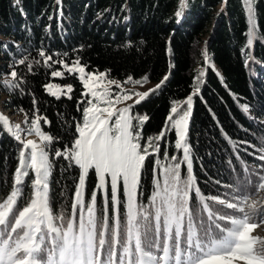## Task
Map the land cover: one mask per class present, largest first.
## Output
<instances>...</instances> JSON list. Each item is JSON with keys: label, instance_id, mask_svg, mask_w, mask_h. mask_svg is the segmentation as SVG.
<instances>
[{"label": "trees", "instance_id": "16d2710c", "mask_svg": "<svg viewBox=\"0 0 264 264\" xmlns=\"http://www.w3.org/2000/svg\"><path fill=\"white\" fill-rule=\"evenodd\" d=\"M179 9V0H0V95L7 110L23 113L28 120L39 118L42 131L53 137L48 151L54 167H50L47 195L55 226L65 228L71 220L79 170L70 168L63 157L55 159L54 152L74 143V133L78 138L76 125L82 122L87 104L81 82L57 63L61 60L69 65L78 60L88 73L105 72L109 80L118 82L147 75L149 83H160L168 75L161 89L133 108L148 117L141 132V145H147L149 155L140 176L138 212L151 210L154 177L170 162L181 165L180 181H188L183 149L175 148V132L167 130L166 118L172 106L192 94L196 64L204 75L193 96L185 141L193 177L189 208L203 207L197 187L204 197L219 196L235 203L227 194L236 187L249 188V172L259 182L264 170L258 167L264 165L259 159L264 156V0L255 1L257 37L252 47L246 46L248 26L242 0H187L183 18L175 15ZM41 50L53 57L47 65L45 57L39 56ZM21 58L24 64L19 63ZM14 70L15 78L10 75ZM56 70L63 72V78L52 75ZM50 83L71 84L72 99L49 95L46 86ZM81 100L84 103L78 104ZM161 130L165 136L157 141ZM22 149L23 143L0 121V203L18 190L14 211L29 204L35 178L29 169V175L16 184ZM172 155L177 159L172 160ZM95 186L92 170L86 179V203ZM123 202L121 195L119 240L126 226ZM204 203L231 213L232 218L243 219L247 213L249 223L264 219V205L241 213L215 201L205 199ZM98 209L102 214L100 205ZM217 222L228 226L227 221Z\"/></svg>", "mask_w": 264, "mask_h": 264}, {"label": "snow or ice", "instance_id": "6c2138e0", "mask_svg": "<svg viewBox=\"0 0 264 264\" xmlns=\"http://www.w3.org/2000/svg\"><path fill=\"white\" fill-rule=\"evenodd\" d=\"M184 2L185 0H179L181 6L184 5ZM175 15L181 17L182 12L178 10ZM250 34H253L251 30ZM39 56L45 57L43 61L45 65L53 59L51 55L46 54L43 50L39 52ZM205 60L207 61L206 55ZM19 63L24 64L25 60L21 58ZM57 63H60L70 75L75 73L85 74L86 66H82L78 60L72 61L71 65L65 64L63 60L57 61ZM27 68L31 71L32 65H27ZM10 75L15 78L17 71H12ZM52 75L63 78L64 74L56 70L52 72ZM105 75L104 73H87L79 76L83 88L86 90L82 93V96H91V99L87 100L89 106L83 109L82 125L79 123L76 125L78 138L74 133V143L66 145L64 149L56 148L54 152L55 159L63 157L64 161L70 162V168L75 167L79 170L78 182L74 185V202L71 205L73 218H75L77 205H79L82 213L79 230L74 232V225L71 221L72 239L69 241L61 232L63 226H53V215L50 211L47 195L49 169L54 167V165H50L48 151V146L53 143V137L41 131L38 118L32 121L31 129L27 134L35 133L40 138V143L38 144L32 139L22 141L23 149L19 152L20 167L15 170L17 185H20L23 178L29 175L27 170L30 169L31 172L35 173L32 182L35 191L30 203L22 210L17 209L14 211V205L17 203L19 194L18 190H13L0 203V226H3V229L0 230V264H160L161 261H163V264H169V254L173 249L176 264H236L238 261H242L243 264H264V250L258 252L255 248L258 242L264 245V241L251 235L253 230L259 226V223H264V220L259 223H249L247 213H245L243 219L232 218L231 213L224 212L222 209H212L207 203H204L205 199L215 201L220 205H224L227 209H235L241 213L245 212V205L249 209H253L256 207V202L249 203V201L255 192L264 190V174L259 175V182H257L252 180V173L249 172L246 183L250 187L247 189L236 187L232 193L227 194L232 200L237 201L235 203L227 202L226 199L219 196L208 195L204 197L197 187L196 194L200 196L203 207L193 205L190 209L188 189L193 185L192 177L189 176L188 181L182 186L178 185L177 181L180 180L179 169L181 167L178 163L175 170H166L168 174L165 176V187L162 193L157 191L153 197V203L156 205L154 232L149 217L144 213L140 212L139 214L143 216V221H147V223L137 219L131 222L130 210L135 206L137 212L136 190L141 169L149 153L147 147L143 149L144 154L140 152L141 145L138 142L140 133L133 131L134 126L132 123L136 116L130 113L135 105L140 104L152 93L161 89L169 77L165 75L160 83L147 92L135 93L134 95L138 99L135 100L134 105L117 109L116 104L132 100L133 95L125 94L122 85L115 80H109L105 84ZM200 75L203 76L204 73ZM129 81L143 86L144 83L149 81V77L145 75L134 81L132 77H129L125 83ZM93 82H95L94 85ZM111 85H115L120 89V92L110 99L112 93L109 91V87ZM46 88L48 94L56 97L57 100L61 98L60 94H67V98L72 99L70 94L73 92V87L71 84L67 85L66 92L60 86H57V90H53L51 84L47 85ZM100 88H103V90H95ZM195 91L198 93L199 88L197 87ZM192 101L193 95L190 94L185 100L187 110L174 119L173 117L177 114L178 108L172 106L170 109L171 114L166 118L167 130H175L177 137L175 148L177 150L183 149V160L187 161L189 171H191V159L189 157V147L185 141L188 135ZM82 103H84L83 100L78 102V104ZM101 104L105 106L101 107ZM242 107L245 112L249 109L247 105ZM78 110L80 109L78 108ZM147 119V115H144L139 119V123L143 125ZM0 121L3 125H8L6 117L0 116ZM110 121H112L111 124ZM44 122L45 124L49 123L46 119ZM16 127L19 130L20 126L17 125ZM164 136L165 131L161 130L155 139L159 141ZM244 143L248 142L245 141ZM29 149L30 151H27ZM155 151L158 153L159 148H156ZM165 157L167 158V152H165ZM170 158L172 160L177 159L176 155H172ZM259 159L264 160V156L259 157ZM258 167L264 169V165ZM91 170L95 172L97 184L90 197L91 204L87 207L86 221L83 215L84 195L86 179ZM109 180L112 191L111 200L114 205L120 203L118 191L119 184L122 182L127 197V216L130 222L127 246L125 247L123 240L119 241L123 246V254L120 255L118 260L117 251H113L108 240L105 239L100 244L99 259H97L94 247L89 256L85 242L86 223L90 222L95 225L97 222L95 206L97 195L101 190H103L105 196V214L102 219L105 227L107 226ZM157 198H159V204H156ZM115 210L119 220V208L116 207ZM205 212L207 213V220L204 219ZM59 219L64 221L65 217L60 216ZM185 219H187V234L186 240L182 241L181 235ZM217 221H228L232 227L228 228ZM42 225L46 226L47 233L42 229ZM68 227L69 225L66 223V229ZM132 227L135 228L134 234L131 231ZM173 229L174 243L170 245L169 240L173 238ZM53 233H55L54 236ZM77 233H79L78 247H76ZM133 241L134 250L132 248ZM49 242L52 245L51 248L48 247ZM154 244L157 248H160L162 244L163 255L153 254L151 249ZM69 245L75 249V254L71 258L67 255V252L71 250ZM184 252H187L186 260L181 259ZM44 253H47L46 258ZM76 254H78V258Z\"/></svg>", "mask_w": 264, "mask_h": 264}, {"label": "rangeland", "instance_id": "374dc122", "mask_svg": "<svg viewBox=\"0 0 264 264\" xmlns=\"http://www.w3.org/2000/svg\"><path fill=\"white\" fill-rule=\"evenodd\" d=\"M255 1L256 0H242L243 6H244V10H245V14H246L247 26H248L247 42H246V46H248V47H252L253 46V43H254V41H255V39L257 37V34H256L257 21H256V11H255ZM186 2H187V0H185L183 6L180 5L181 9H179V10L182 12L181 18H183L185 16ZM219 9H221V7ZM250 30L252 31L253 34H250ZM205 37H206V34L203 35V39H205ZM199 58H198L197 62L199 61ZM199 69H200L199 65L196 64V66L194 67V71L197 72V78H196L195 88H194V90L192 91V94H191L193 96L195 94H197V92L195 90H196L197 87L198 88L200 87V83L203 81V76L200 75L201 73L199 72ZM87 73L88 72L85 70V74H87ZM92 73H94V74H100V73L106 74L105 72H92ZM75 74H76V76H77L79 81H80L79 76L80 75H85V74H80V73H75ZM55 78L60 79V77H55ZM6 79H10V77H6ZM107 81H109V79L107 78V75H105L104 83L106 84ZM125 81L126 80L120 81L119 83L122 85L124 93L125 94H132L133 95V99L132 100L123 101L121 103L116 104L115 107L117 109H122L124 107L129 106V105H134L135 100L138 99V97L134 95L135 93H137V92H139V93L147 92L150 89H153L156 84H158V83H149V82H147V83H144L143 86H141L139 84L133 83L132 81H129L128 83H125ZM50 84L53 86V90H57V86H60L61 88H64L65 92H66L67 85L62 86V85L57 84V83H50ZM94 84H95V82H93V85ZM82 86H83V84H82ZM95 90L96 91H102L103 88L95 89ZM85 91L86 90L84 89V92ZM109 91L112 93V96L109 97L111 99V98H114L115 95L120 92V89H118L115 85H111L109 87ZM46 92L48 93L47 88H46ZM58 94H60V93H58ZM60 95L67 97V94H60ZM84 98L87 101L88 99H91V96H87V97L84 96ZM3 100H4V96L0 95V116L6 117L8 119V125H5V126L11 132V134H13L15 137H19L18 140L21 141V142L22 141H26L28 139H32V140H34L35 142H37L39 144L40 143V138L35 133H32L31 135L27 134L30 131V129H31L33 120H28L27 117L23 113H15V112H11V111L7 110L4 107V105H3ZM185 100L186 99H184L183 101H181V102H179L178 104L175 105L178 109L180 107L184 106L182 111L175 118H178L179 115H182L183 112L187 110V104L185 103ZM88 106L89 105L86 104V107H88ZM100 106L103 107L105 105L101 104ZM191 112H192V110H191ZM130 114L136 116V119H134L133 122H132L133 126H134L133 127V131L140 133V139H139L138 142L141 145V132H142V126L143 125H141L139 123V119L142 118L143 115L137 113L133 109H132V112ZM114 119H115V117L113 118V120ZM34 120H36V119H34ZM82 123H83V119H82V122L80 124L82 125ZM111 123H112V121H110V124ZM17 125L20 126L19 130H17V127H16ZM39 125H40L41 131H42V127H41V123L40 122H39ZM174 132H175V130H174ZM176 139H177V137H176ZM145 147H147L146 144L141 145V149H140L141 154H144L143 153V149ZM29 151H30V149H29ZM147 157H148V155H147ZM185 164H186L187 169H188L187 161H185ZM175 166H176L175 164L170 162L166 169H164L161 172H159L158 176L155 175V177H154L155 191L153 192V197L156 195L157 191H160L162 193V191H163V189L165 187V183H164L165 176L168 174V172L166 170H175ZM141 171H142V169H141ZM188 173H189V176L192 177V164H191V171L188 170ZM262 174H264V170L262 171ZM49 175H50V169H49ZM140 176H141V173H140ZM106 179H108V178H106ZM192 181H193V177H192ZM48 182H49V179H48ZM139 183H140V179H139ZM139 183H138V187H137V190H136V204H137V193H138ZM96 184H97V177H96ZM177 184L182 186L184 184V182L179 180V181H177ZM192 188L193 187L188 189L189 195H190V191H191ZM34 191H35V189L33 188L32 195H33ZM121 195H122V198H123V201H124L123 205H124L125 215H126V226H125V229H124V237L122 236V239L125 242V247H126L127 246V236H128V231H129V227H130V222H129V217L127 216V207H126V205H127V197H126V195L124 193L122 182L119 184V191H118V197H119V201L120 202H121ZM107 196H108V205H107V217H108V220H107V226L105 227L104 221L102 219V217L105 214V212H104V210H105V196H104L103 190H101L98 193V195H97V201H96V206H95V216L97 217V222L95 223V225H93L90 222L86 223L85 242H86V246H87V249H88L89 256L91 255V251H92V249L94 247L97 259H99L100 244L105 239L108 240V242L111 244V246L113 248V251H117V260H118L120 255L123 254V246L121 244H120V248L118 249V245H119V241H120L119 240V236H120V234H119L120 215H119V220H118L117 212L115 210L116 207L119 208L120 203L118 205H114L112 203V200H111L112 191H111V187H110V180H109V184H108ZM252 201L256 202V207L264 205V190H260L258 192H255V194L251 196V200L249 201V203H251ZM159 202H160L159 198H157L156 204H159ZM90 204H91V199H89L87 201V203H86L85 202V198H84V212H83V215H84L86 221H87V207ZM98 205H100V208H101L100 211L102 212V214H100V215L98 214V211H99ZM244 207H245V210L248 208L247 205H245ZM137 208H138V206H137ZM155 211H156V205L153 203V198H152L151 210H147V208H143V210H139V212L137 210V212H136L135 206H133L132 209L130 210V213H131L130 220H131V222H134L137 219L138 221H142L144 223H147V221H143V216H141L139 214L140 212L144 213V215L149 217L150 222L152 224L153 232H154L155 225H156ZM137 213H138V215H137ZM149 213H152V217L149 216ZM81 215H82V213H81L80 207H79V205H77L75 218H73V214H72L71 220L68 223L69 227L67 229H66V227L65 228H61V232L64 234V236L69 241H71V239H72L71 223L73 222L74 232L78 231L79 230V224H80ZM237 219H242V218H237ZM227 223H228L227 227L231 228L232 225L230 224V222L227 221ZM53 226L54 227H58V226L54 225V222H53ZM161 226H162V223H161ZM41 227L45 231V233H47L46 226L42 225ZM2 228H3V226H0V230ZM20 231H22V230H20ZM131 231L134 234L135 233V228L132 227ZM186 234H187V219H185V223H184V226L182 228V235H181L182 241L186 240ZM54 235H55V233H53V236ZM122 235H123V233H122ZM251 235L254 236V237H258L261 241H264V223H259V226L256 229L253 230ZM13 236H15V234H13ZM76 240H77L76 247H78L79 246V233H77ZM116 243H117V245H116ZM173 243H174V229H173V238L169 240V244L170 245L173 244ZM43 246L44 245H42V247ZM48 247L49 248L52 247L50 242L48 244ZM185 247H186V245H185ZM69 248L71 250H69L67 252V255H68L69 258H71L75 254V249L72 248L71 245H69ZM132 248L134 250V241L132 243ZM255 248H256V250L258 252H260V251L264 250V245H262L261 243L258 242L255 245ZM151 251L153 252V254H155L157 256L163 255L162 244H161L160 248H157L156 245L154 244L152 249H151ZM46 255H47V253L44 254L45 258H46ZM76 255H77V258H78V254H76ZM169 257H170L169 264H176L174 249L172 251H170ZM125 259L127 260V257ZM181 259L182 260H186L187 259V252H184L182 254ZM160 264H163V261H161ZM236 264H243V262L242 261H238V262H236Z\"/></svg>", "mask_w": 264, "mask_h": 264}]
</instances>
